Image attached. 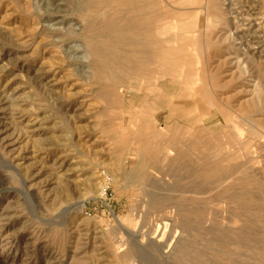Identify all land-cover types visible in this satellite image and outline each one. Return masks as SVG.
<instances>
[{"label":"rangeland","instance_id":"1","mask_svg":"<svg viewBox=\"0 0 264 264\" xmlns=\"http://www.w3.org/2000/svg\"><path fill=\"white\" fill-rule=\"evenodd\" d=\"M44 1L0 0V264H192V257L193 264H264V214L257 210L264 205V0H158L162 28L201 15L203 26L190 35L182 57L201 63L202 80L193 69L189 82L184 75L166 77L126 97L125 83L112 87L83 66L90 56L83 52L86 40L73 36L81 33L74 2ZM179 34L172 30L169 37ZM179 65L176 72L184 73ZM132 97L138 102L131 111ZM141 100L159 109L162 130L182 127V139L170 149L162 143L161 150L183 153L187 168H177L174 157L162 166L159 147L129 129L128 112L138 115ZM226 116L237 128L229 138L222 133ZM236 135L262 144L258 165L245 158L239 171L207 179L204 159L218 146L227 155L238 152ZM141 159L150 163L146 184L131 180ZM206 192L222 204L217 209L226 220H208ZM159 196L178 199L183 208L176 215L168 199L165 208H154ZM165 222L170 229L163 233L158 226Z\"/></svg>","mask_w":264,"mask_h":264},{"label":"bare ground","instance_id":"2","mask_svg":"<svg viewBox=\"0 0 264 264\" xmlns=\"http://www.w3.org/2000/svg\"><path fill=\"white\" fill-rule=\"evenodd\" d=\"M45 1H49V0H45ZM44 1V2H45ZM73 3V7H75L74 12L78 13V17L79 20H76V23L80 26V31L81 33L75 35L73 34V36H78V38H83L86 40V45L84 47V51L85 54H88L89 56V60L84 62L85 68H87L88 65L90 68H92V71L94 70V76L95 79H100L105 80V82L108 83V85H112L113 84H119V83H125L124 85L128 88L127 90V94H123L125 97L126 95H128L129 90L133 91V90H139L141 92H143L144 90L148 89L149 87H152L153 85H158V83L165 79L166 77H179L180 79L182 78V76L184 75V82L186 83L188 81L189 78H191L193 69L195 70V76L197 77L198 80H202V71L199 69L200 66V62L199 61H193L191 58H186V57H182L184 51L186 52L185 49H183L184 45H188V43L190 41H192L193 38H191V34L193 33V31L195 29L198 30V27H202V17L201 15L198 16H194L192 18H190L188 21H182L180 22L179 25H177L176 23L173 25H170L168 27H160L159 25V21L161 19L160 17V11H159V1L158 0H72ZM50 2V1H49ZM56 2V1H55ZM58 2V1H57ZM51 3V2H50ZM54 3V2H53ZM183 3H187V2H183ZM62 6H65L64 3H60ZM188 4V3H187ZM56 5V4H55ZM54 5V6H55ZM59 6V4H57ZM206 6V5H204ZM203 6V7H204ZM209 6V5H208ZM53 7V6H52ZM182 7V6H181ZM198 7V6H197ZM207 7V6H206ZM255 7V6H254ZM252 8V7H251ZM256 8V7H255ZM55 9V8H53ZM56 9L58 11V7L56 6ZM56 9L54 10L56 12ZM201 9V8H200ZM205 9V8H204ZM52 10V8H51ZM199 10V9H198ZM257 10V8H256ZM53 11V10H52ZM207 11V10H206ZM60 12V11H58ZM202 12V11H201ZM256 12V11H255ZM50 14V10L48 12ZM54 13V12H53ZM57 13V12H56ZM62 13V10H61ZM205 13V12H204ZM193 14V13H192ZM198 14V13H197ZM51 15V14H50ZM54 15V14H53ZM163 15V14H162ZM183 15V14H182ZM180 15V16H182ZM194 15V14H193ZM253 15V14H252ZM57 16V14H56ZM176 16H179L176 14ZM179 16V18H180ZM187 17V16H183ZM189 17V15H188ZM228 17V16H227ZM179 18L177 17V19L179 20ZM182 18V17H181ZM226 18V17H225ZM229 18V17H228ZM176 19V20H177ZM227 19V18H226ZM256 19V18H255ZM81 20V21H80ZM177 20V21H178ZM228 20V19H227ZM262 20V19H261ZM81 23H80V22ZM163 21V20H162ZM259 21V20H256ZM165 22V21H164ZM206 22V21H205ZM217 22V21H216ZM60 23V22H59ZM210 23V22H208ZM207 23V24H208ZM205 25V24H204ZM79 29V28H78ZM175 31L178 30L180 31L179 36L176 37H169V35L171 34V31ZM196 31V30H195ZM199 31V30H198ZM197 31V32H198ZM205 32V31H204ZM173 33V32H172ZM199 34V32H198ZM206 36V35H205ZM194 37V34L193 36ZM199 37V36H198ZM207 37V36H206ZM59 39V38H58ZM70 39V38H69ZM68 39V40H69ZM74 39V38H73ZM207 39V38H206ZM65 40V39H64ZM66 41V40H65ZM73 41V40H72ZM76 41V40H74ZM78 41V40H77ZM194 41L192 43H196V45H198L197 43L198 38L195 39L194 37ZM64 41L62 39H60L58 41V43H61ZM68 42V41H67ZM66 42V43H67ZM179 43V46H176L175 43ZM199 46V45H198ZM197 47V46H195ZM78 48V49H77ZM77 51L79 50V47H77ZM72 49V48H71ZM196 49V48H195ZM252 49V48H251ZM71 52V51H70ZM76 53V51H75ZM193 53V50H192ZM85 54H83L85 56ZM83 56V57H84ZM87 56V55H86ZM192 57V54L190 52V55ZM82 57V58H83ZM80 58V57H79ZM86 58V57H85ZM180 58V59H179ZM194 58V57H192ZM72 59V58H71ZM78 60V59H77ZM81 60V58H80ZM181 60H183V63H180ZM79 61V60H78ZM82 61H84L82 59ZM179 61V62H178ZM70 62V60H69ZM179 64H181V66H184V68H186V70H184L185 72H181V73H177L176 72V67L177 65L180 66ZM181 68V67H179ZM179 74H181V77L179 76ZM194 74V73H193ZM204 75V74H203ZM194 77V76H193ZM192 77V78H193ZM178 78V79H179ZM205 78V77H204ZM139 80V85L137 84V82L134 81V84L132 82V80ZM192 80V79H191ZM99 81V82H101ZM190 81V80H189ZM188 81V82H189ZM182 82V81H181ZM95 83V82H94ZM97 83V82H96ZM210 83V82H209ZM100 84V83H98ZM103 84V83H102ZM128 86H127V85ZM138 86H137V85ZM182 84V83H181ZM197 84V82H196ZM195 84V86H196ZM107 85V86H108ZM182 86V85H181ZM185 86V85H184ZM187 87V86H186ZM102 89V88H101ZM105 89V88H104ZM103 89V90H104ZM108 89V88H107ZM113 89V88H111ZM122 89V88H121ZM180 89V88H179ZM181 89L183 90V88L181 87ZM191 89V88H190ZM197 89V88H196ZM119 90V89H118ZM192 90V89H191ZM110 91V90H109ZM115 91V90H114ZM184 91H186V89H184ZM108 92V91H107ZM106 92V93H107ZM121 92V91H120ZM196 92H198L199 94H201L200 89L197 90ZM104 94V93H103ZM174 94V93H172ZM175 95V94H174ZM178 95V94H177ZM176 95V97H177ZM109 96V95H108ZM107 95L104 96L108 97ZM123 96V97H124ZM180 96V95H179ZM204 96V95H203ZM103 97V96H102ZM114 97V94H113ZM112 97V98H113ZM184 97V96H183ZM122 98V96H121ZM139 98V97H138ZM170 98V97H169ZM179 98V97H178ZM110 99V98H109ZM130 99V98H129ZM175 99V97H174ZM182 99V98H181ZM205 99V98H204ZM202 99V100H204ZM140 100V99H139ZM111 101V99H110ZM109 101V103H110ZM198 101V100H197ZM106 102V101H105ZM122 102V101H121ZM120 102V103H121ZM129 102H131V111L133 110V108L137 105L136 103L138 102L137 99L134 97H132L131 101L129 100ZM189 102V101H188ZM108 103V104H109ZM119 103V104H120ZM211 103V102H210ZM262 103V101L260 102ZM152 104V102H151ZM185 104V103H184ZM183 104V105H184ZM205 104V102H204ZM178 106V104H176ZM207 105V103L205 104ZM211 105V104H210ZM108 106V105H107ZM155 106V104H154ZM153 104L150 105L147 100H141V107L139 110L138 115H133L132 112H128V114L130 115L129 117L131 118V122H130V130H133L134 128L137 129V134L139 135V141H142L146 144H152V146L157 145V147H159V151L162 149L161 148V144H165L169 149L170 147H173L174 144H176L177 142H179V140L182 139L183 136V132L181 130L182 127L179 128V126L176 125H171L168 126L166 129H161L158 127V119L157 117V113H156V109L158 108H153L154 107ZM182 106V105H180ZM186 106V105H185ZM124 108V107H123ZM178 108V107H177ZM211 108V107H210ZM258 108H261L258 107ZM257 108V109H258ZM120 109V108H119ZM212 109V108H211ZM210 109V110H211ZM216 109V108H215ZM221 109V108H220ZM159 110V109H158ZM13 111V110H12ZM138 111V110H137ZM262 111V110H261ZM223 112V111H222ZM126 113V112H125ZM226 113V112H223ZM127 114V113H126ZM136 114V113H135ZM159 114V113H158ZM232 118V117H231ZM228 125L227 127L224 126L223 129V134H225L226 136L229 135H234L235 132H237V128L235 127L236 125H232L229 123V117H225ZM245 119V118H244ZM250 119V118H249ZM248 119V120H249ZM172 121V120H171ZM177 121V120H176ZM129 122V121H128ZM250 122V120H249ZM253 122V121H252ZM179 123V122H178ZM225 123V122H224ZM254 123V122H253ZM251 124V122H250ZM255 124V123H254ZM253 127V126H252ZM258 127V126H257ZM223 128V127H222ZM235 130H233V129ZM241 129V128H240ZM136 131V130H135ZM184 131V130H183ZM253 132V131H252ZM130 133V131H129ZM240 134V133H239ZM251 135V134H250ZM237 136V135H236ZM225 138V136H223ZM231 137V136H230ZM255 136H253L252 138H254ZM263 137V136H262ZM261 137V138H262ZM227 138V137H226ZM238 140V145L241 146L239 147V151L232 154L231 155H227L228 152V148H223L221 146H218L216 151L210 153V157L205 158L204 159V167L203 168V172L205 174V176L207 177V179L212 178L214 173L216 172H220L222 170H234V171H239L240 168H243L246 166L247 162L248 164L252 166V168H255L256 165H258V160L259 158L262 156V150H263V146L260 142H256L255 145L254 141L252 142L253 144H251L249 141L244 142L243 140L241 141L240 136L236 137ZM235 138V139H236ZM260 138V137H259ZM260 138V139H261ZM216 139V138H215ZM233 139V138H232ZM243 139V138H242ZM247 139V138H246ZM259 139V140H260ZM263 139V138H262ZM256 140H258L256 138ZM213 141V140H212ZM234 141V140H233ZM261 141V140H260ZM217 142V141H216ZM182 143V142H181ZM198 143V142H197ZM235 143V142H234ZM233 143V144H234ZM183 144V143H182ZM141 146L144 147V145L142 144ZM148 147V145H146ZM190 146V145H188ZM192 146V145H191ZM190 146V147H191ZM204 146V145H203ZM142 147V148H143ZM155 147V146H154ZM180 147V146H179ZM183 147V146H181ZM229 148L231 147L228 146ZM235 147V146H234ZM145 148V147H144ZM165 149L161 150L159 153V155H162L163 157V165L162 166H166V164L168 162H170L169 160H171V157H174L172 159V161H174V164H176L177 168H181V169H185L187 168V164L186 162V156H184L183 153L178 152L176 154V156L172 153L171 150L169 149ZM211 148V147H210ZM252 148H254V151H252ZM172 149V148H171ZM179 149V148H178ZM194 149V148H193ZM213 149V148H211ZM231 149V148H230ZM130 150V149H129ZM132 150V149H131ZM134 150V149H133ZM136 150V149H135ZM143 150V149H142ZM147 150V149H146ZM149 150V149H148ZM210 150V149H209ZM238 150V149H237ZM141 151V150H140ZM139 151V152H140ZM153 151V150H152ZM191 151V149H190ZM138 152V151H137ZM143 152V151H141ZM135 153V152H133ZM150 153V151H149ZM140 154V153H139ZM144 154V153H143ZM146 154V153H145ZM256 154V156H255ZM136 155V154H135ZM140 156V155H138ZM145 156V155H144ZM199 157V156H198ZM204 157V156H203ZM142 158V157H141ZM152 158V157H151ZM158 159V156L156 157ZM247 160V162H243L242 160L245 159ZM129 159V158H128ZM150 159V158H149ZM188 159V158H187ZM202 159V158H199ZM151 160V159H150ZM149 160V161H150ZM196 160V159H195ZM263 160V159H262ZM154 159H152V165L150 166V168L153 167V170L156 172L157 170V165H155L154 163ZM158 161V160H157ZM171 161V162H172ZM201 161V160H200ZM199 161V162H200ZM245 161V160H244ZM160 162V160H159ZM192 162V161H190ZM197 162V161H196ZM264 162V161H263ZM189 163V162H188ZM261 163V162H260ZM126 165L128 164V162L126 161L125 163ZM150 164V163H148ZM148 164H147V160H142L140 164L137 166V169L135 170V172L132 174V182H134V180H137L139 182H141L140 184H146L147 183V179H149L150 177L148 176ZM195 164V163H194ZM159 165V164H158ZM161 165V164H160ZM170 165V164H169ZM192 165V164H191ZM148 166V167H147ZM162 166H160L162 168ZM175 166V165H173ZM193 166V165H192ZM196 166V165H195ZM194 166V167H195ZM170 167V166H169ZM251 168V167H250ZM147 169V171H146ZM166 169V167H164V170ZM169 169V168H168ZM166 169V170H168ZM172 169V168H171ZM170 169V171H171ZM176 169V168H175ZM190 169V167L188 168ZM196 169V167H195ZM200 172L201 171V168ZM165 170V171H166ZM178 169H176L177 171ZM180 170V169H179ZM249 170V169H247ZM246 170V171H247ZM150 171V170H149ZM148 171V172H149ZM152 171V170H151ZM173 171V169H172ZM175 171V172H176ZM192 171V170H190ZM231 171V170H230ZM189 172V171H188ZM226 172V171H225ZM232 172V171H231ZM243 173H246L245 171H242ZM250 172V171H249ZM153 173V172H152ZM227 173V172H226ZM259 173V172H258ZM258 173H256L255 176L259 175ZM189 174V173H188ZM224 174V173H223ZM235 174V173H234ZM240 174V173H239ZM152 176H154L153 174H150ZM221 175V174H220ZM229 175V174H228ZM237 175V174H236ZM197 176V175H196ZM199 176V175H198ZM231 176V175H230ZM262 176V175H261ZM260 176V177H261ZM149 177V178H148ZM219 178V177H218ZM247 178H249L247 176ZM156 179V178H155ZM177 179V178H176ZM228 179V178H227ZM232 179V178H231ZM237 179V178H236ZM226 180V179H225ZM235 180V179H234ZM255 180V179H254ZM151 181V179H150ZM149 181V182H150ZM206 181V180H205ZM212 181L215 182V180L212 179ZM154 182V181H153ZM203 182V181H202ZM207 182V181H206ZM209 182V180H208ZM238 182V181H237ZM256 182V181H255ZM155 183V182H154ZM205 183V182H204ZM211 185V181L209 182ZM227 183V182H226ZM239 183V182H238ZM246 183V182H244ZM149 184V183H148ZM207 184V183H205ZM257 185V184H256ZM205 186V185H202ZM218 186V185H217ZM222 186V185H221ZM181 187V186H180ZM179 187V188H180ZM212 187V186H211ZM224 187V185H223ZM252 186H249V188ZM207 188V187H206ZM233 188V187H232ZM178 189V188H177ZM194 189V188H193ZM175 190V189H174ZM179 190V189H178ZM234 190V189H233ZM182 191V190H181ZM235 191V190H234ZM264 191V189H263ZM188 192V191H187ZM254 193V192H253ZM192 194V193H191ZM196 194V193H195ZM236 194V193H235ZM255 194V193H254ZM203 195V194H202ZM242 195V194H241ZM257 195V194H256ZM162 196V195H161ZM159 196V198L155 199V201H153V207L156 206H163V204L165 202H167L169 199L167 197V199L165 197H161ZM238 196V195H237ZM183 196H181L182 198ZM197 197V196H196ZM204 200L207 204V206H209L208 208V220L209 221H215L218 218L220 220H226L227 216L225 214V211L221 209H217L218 207H220L222 204H214V202H219V200H213L210 198V196H208V193L206 192L204 195ZM221 198H223L222 201H224V199L230 200L229 197H225L223 196V194H221L220 196ZM236 197V196H234ZM257 197V196H256ZM255 197V198H256ZM179 198V197H178ZM188 198V197H187ZM250 198V197H249ZM173 199V198H172ZM194 199V198H193ZM174 200V199H173ZM172 200V201H173ZM178 200V199H177ZM176 200V201H177ZM175 201V200H174ZM171 202L170 200L168 202L170 203H174ZM176 201L175 204L176 205ZM184 201V200H183ZM187 201V200H186ZM221 201V200H220ZM231 201V200H230ZM260 201V200H259ZM180 202V201H179ZM178 202V203H179ZM189 202V201H188ZM194 202V200H193ZM201 202V201H199ZM169 203V204H170ZM177 203V204H178ZM181 203V202H180ZM185 203V201H184ZM192 203V201H191ZM204 203V201H203ZM230 203V202H229ZM260 203V202H259ZM170 204V205H172ZM187 204V203H185ZM184 204V205H185ZM198 204V203H197ZM214 204V205H213ZM226 205L228 203H225ZM152 205V204H151ZM183 205V204H182ZM181 205V206H182ZM190 205V204H189ZM220 205V206H219ZM233 205V204H232ZM260 205V204H259ZM166 206V205H165ZM179 210H180V207ZM205 207V205H203ZM225 206V205H224ZM231 206V205H230ZM154 207V208H156ZM161 207V208H162ZM167 208H169L168 206H166ZM175 207V206H174ZM185 207V206H184ZM201 207V206H200ZM203 207V208H204ZM227 207V206H225ZM238 207V206H237ZM152 208V207H151ZM165 208V207H164ZM163 208V210H164ZM183 208V206L181 207ZM224 208V207H223ZM230 208V207H229ZM241 208V207H239ZM176 210V215L178 214L177 211V205L175 207ZM197 209V208H196ZM199 209V208H198ZM225 209V208H224ZM233 209V208H232ZM157 210V209H156ZM160 210V209H158ZM182 210V209H181ZM206 210V209H205ZM231 210V209H230ZM229 210V213L231 212ZM257 210H259L260 213L264 214V205H261L260 208ZM166 211V210H164ZM163 211V213H164ZM170 211V210H169ZM168 211V215H171L170 212H172V210L169 212ZM183 211V210H182ZM181 211V213H182ZM196 211V210H193ZM201 211V210H200ZM237 213V211L235 212ZM180 214V213H179ZM186 214V213H185ZM205 214V213H204ZM238 214V213H237ZM163 215V214H162ZM190 214H188L189 216ZM233 215V214H232ZM174 215H172V218ZM181 216V215H180ZM207 216V214H206ZM165 217H166V212H165ZM170 217V216H169ZM236 218L238 216H235ZM250 217V216H249ZM258 217V216H257ZM170 218V219H172ZM260 218V217H259ZM161 219V218H160ZM165 219V218H164ZM169 219V220H170ZM188 219V218H187ZM238 219V218H237ZM195 220V219H194ZM199 220V219H198ZM243 220V219H242ZM251 220V219H250ZM261 220V219H259ZM160 221V220H159ZM175 221V220H174ZM187 221V220H186ZM200 221V220H199ZM198 221V222H199ZM203 221V220H202ZM240 221V220H239ZM118 222V221H117ZM204 222V221H203ZM181 223V222H180ZM202 223V222H201ZM205 223V222H204ZM213 224V223H212ZM119 225V224H118ZM159 225V224H158ZM182 225V224H181ZM224 225V224H223ZM236 225V224H234ZM257 225V224H256ZM189 226V225H188ZM222 226V225H221ZM226 226V225H225ZM224 226V227H225ZM230 226V225H229ZM232 226V225H231ZM159 229H163V233L165 231V233L170 229L169 228V223L165 222L163 227L158 226ZM122 228V227H121ZM126 228V227H125ZM175 228V227H174ZM209 229V228H208ZM259 229V227H258ZM154 230V229H153ZM212 230V229H211ZM221 230V229H220ZM223 230V229H222ZM159 231V230H158ZM244 231V230H243ZM230 232V231H229ZM129 233V232H128ZM226 233V232H225ZM255 233V232H254ZM221 234V233H220ZM228 234V233H226ZM230 235V234H229ZM228 235V236H229ZM152 236V235H151ZM231 236V235H230ZM161 237V236H159ZM247 237V236H246ZM154 238V237H153ZM169 238V237H168ZM178 238V236H176L174 239L176 240ZM152 239V238H151ZM158 239V238H157ZM155 239V240H157ZM161 239V238H160ZM183 239H185L183 237ZM222 239V238H221ZM242 239V238H239ZM247 239V238H246ZM153 240V239H152ZM181 240V239H180ZM159 241V240H158ZM178 243L179 240H176ZM182 241V240H181ZM180 241V243H181ZM238 241V240H237ZM241 241V240H240ZM243 241V240H242ZM241 241V242H242ZM253 241V239H252ZM156 242V241H155ZM160 242V241H159ZM158 242V243H159ZM164 242V241H163ZM168 242V241H167ZM239 242V243H241ZM259 242V241H257ZM223 243V242H222ZM235 243V242H234ZM161 244V242L159 243ZM181 245V244H179ZM178 245V246H179ZM184 245V244H183ZM187 245V244H186ZM189 245V244H188ZM160 246V245H159ZM176 246V245H175ZM252 246V245H251ZM182 247V246H181ZM180 247V248H181ZM188 247V246H187ZM178 248V247H177ZM186 248V247H185ZM235 248V247H234ZM248 248V247H247ZM184 249V246L181 248V250ZM187 249V248H186ZM186 249L185 252H183V259H186L187 257V253H186ZM178 250V249H177ZM192 250V249H190ZM190 250L187 251L190 252ZM258 250V249H257ZM181 252V251H178ZM259 252V251H258ZM194 253V252H193ZM197 253V252H196ZM254 253V251H253ZM132 254V253H131ZM191 254V252H190ZM189 254V256H191ZM250 254V253H248ZM240 256V254H238ZM244 255V254H243ZM256 255V254H255ZM128 256V255H127ZM179 256V255H178ZM193 256H195L193 254ZM197 256V255H196ZM247 256V255H246ZM182 258V257H181ZM205 258V257H204ZM256 258V257H255ZM180 259V258H179ZM193 259V263H194V258L192 257L190 261H192ZM181 260V259H180ZM196 260V259H195ZM179 261V260H178ZM188 261V258L187 260ZM203 261V260H202ZM205 261V259H204ZM182 263V261H181ZM192 263V264H193ZM130 264H133L130 263ZM184 260H183V263ZM187 264V263H186ZM196 264H198V261L196 260Z\"/></svg>","mask_w":264,"mask_h":264}]
</instances>
